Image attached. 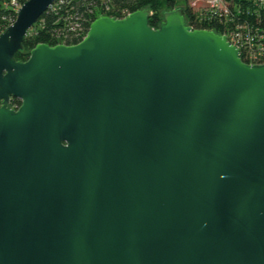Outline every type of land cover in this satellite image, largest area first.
I'll return each instance as SVG.
<instances>
[{
    "label": "water",
    "instance_id": "obj_1",
    "mask_svg": "<svg viewBox=\"0 0 264 264\" xmlns=\"http://www.w3.org/2000/svg\"><path fill=\"white\" fill-rule=\"evenodd\" d=\"M54 1L0 32V264H264V62L180 6L16 59Z\"/></svg>",
    "mask_w": 264,
    "mask_h": 264
},
{
    "label": "trees",
    "instance_id": "obj_2",
    "mask_svg": "<svg viewBox=\"0 0 264 264\" xmlns=\"http://www.w3.org/2000/svg\"><path fill=\"white\" fill-rule=\"evenodd\" d=\"M25 0H0V29H4L14 19L17 7ZM227 6V13H211L194 9L189 0H55L43 12L27 31L22 41L21 50L15 58L24 60L28 51L37 43L55 45L59 38L63 44H75L85 35L90 22L99 15L121 17L122 11L132 12L147 7L151 13L148 23L156 27L162 11L178 6L184 10L186 23L192 28L208 29L218 34H228L240 26V32L250 31L254 35V46L264 43V5L258 0H223ZM243 27L245 29H243ZM240 59L247 62L244 48L240 50ZM11 106L19 101L10 99Z\"/></svg>",
    "mask_w": 264,
    "mask_h": 264
},
{
    "label": "built area",
    "instance_id": "obj_3",
    "mask_svg": "<svg viewBox=\"0 0 264 264\" xmlns=\"http://www.w3.org/2000/svg\"><path fill=\"white\" fill-rule=\"evenodd\" d=\"M105 1L107 2V0H102V3L105 4L106 3ZM258 1L264 5V0H258ZM188 3L194 9H199L200 7H203L201 8L202 10L209 11L211 13L217 12V13L226 14L228 12L227 6L223 0H189ZM198 4H201V6L199 7ZM128 13L129 12H127L126 10L122 11L121 17H124ZM239 29H240V26L234 28V30L224 35L227 36L230 43H232L239 49V56H240L241 48L242 49L244 48L245 58L247 60V62L245 63L247 64L263 63L264 62V43L259 42L256 44V46H254V42H253L254 35L252 34V32L248 30L240 32ZM243 29L245 28L243 27Z\"/></svg>",
    "mask_w": 264,
    "mask_h": 264
},
{
    "label": "rangeland",
    "instance_id": "obj_4",
    "mask_svg": "<svg viewBox=\"0 0 264 264\" xmlns=\"http://www.w3.org/2000/svg\"><path fill=\"white\" fill-rule=\"evenodd\" d=\"M179 6L181 7V3H178V7H179ZM198 6L200 7L201 4H198ZM201 8H203V7H200L199 9H201ZM29 29H30V28H29ZM29 29H28V30H29ZM2 30H3V29H0V32H1ZM59 43H63V40L60 39V38H59ZM28 53H29V51H28ZM28 53H27V55H26V58L28 57ZM26 58H25V59H26ZM25 59H24V60H25Z\"/></svg>",
    "mask_w": 264,
    "mask_h": 264
}]
</instances>
